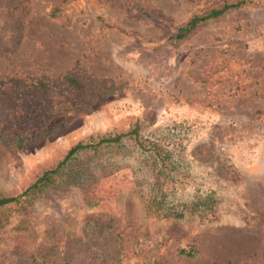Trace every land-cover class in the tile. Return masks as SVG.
<instances>
[{
    "label": "rangeland",
    "instance_id": "374dc122",
    "mask_svg": "<svg viewBox=\"0 0 264 264\" xmlns=\"http://www.w3.org/2000/svg\"><path fill=\"white\" fill-rule=\"evenodd\" d=\"M60 1L22 8L20 42L0 56V92L26 96L43 81L60 100L43 123L28 115L35 125L21 147H0V195L22 194L90 138L137 127L148 142L127 135L80 153L3 208L0 257L17 236L41 250L106 218L111 230L167 236L164 264H264V5L175 41L178 27L220 0H132L134 11L127 0H73L51 17ZM209 189L214 206L202 216ZM188 245L197 255L179 258Z\"/></svg>",
    "mask_w": 264,
    "mask_h": 264
},
{
    "label": "trees",
    "instance_id": "16d2710c",
    "mask_svg": "<svg viewBox=\"0 0 264 264\" xmlns=\"http://www.w3.org/2000/svg\"><path fill=\"white\" fill-rule=\"evenodd\" d=\"M30 1L0 0V56L13 52L18 46L21 38L22 8H25ZM71 1L73 0H61L59 5L52 9L50 16L56 17L61 7ZM263 5L264 0H220L214 2L194 13L176 29L171 39L183 40L198 27L215 21L232 11L243 7H260ZM125 7L127 11L136 9L132 0H127ZM140 14L149 17L144 12H140ZM66 81L72 86H81L73 77L67 76ZM29 88L30 92L26 96H23L21 92H0V147L4 145L21 147L28 141L31 127L35 125L31 124V121L35 120L36 117L38 118L35 120L36 122L41 119L39 123H43L44 120H47V116L53 115L55 109L58 110L60 107V100L53 95V89L47 82L37 81ZM28 115L33 119L27 118ZM19 127L23 129L19 131ZM34 132H39V135L48 134L50 129L39 128ZM137 133L138 128L135 127L127 135L132 137L134 144L143 147V141L138 140L141 136L138 137ZM127 135H109L99 138L100 140L97 142L90 138L89 142L76 144L66 152L61 162L54 168L45 171L22 194L16 197L0 195V211L8 205L16 203L18 198L29 195L31 190H39L44 184H48L51 177L57 174L76 155L89 150H97L103 145L120 143L123 137H127ZM145 141L148 142V140ZM221 166L226 167V164L222 163ZM237 181L238 178L235 177L232 184L235 185ZM209 190V193L200 199V204H197L196 208L199 215H206L205 211L207 209L211 211L214 206L212 205L214 192ZM89 219L85 221V228L81 235L57 236L48 247H43L41 250L36 248L32 237H15L13 241L14 250L6 253L8 256L5 261L8 264H125L129 260L135 259V264H164L159 246L162 247L169 239L167 236L157 235V238L152 239L136 233L128 225H120L111 230L112 228L106 218L96 220V225H92V222L87 223ZM23 233L21 231V234ZM197 253L198 250L195 245H188L179 248L176 255L179 258H193ZM4 256L0 257V264H6L1 262Z\"/></svg>",
    "mask_w": 264,
    "mask_h": 264
}]
</instances>
